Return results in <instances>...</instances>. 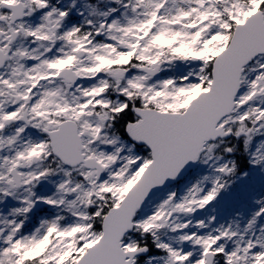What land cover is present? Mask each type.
<instances>
[{
  "label": "snow or ice",
  "instance_id": "1",
  "mask_svg": "<svg viewBox=\"0 0 264 264\" xmlns=\"http://www.w3.org/2000/svg\"><path fill=\"white\" fill-rule=\"evenodd\" d=\"M0 264H264V0H0Z\"/></svg>",
  "mask_w": 264,
  "mask_h": 264
}]
</instances>
